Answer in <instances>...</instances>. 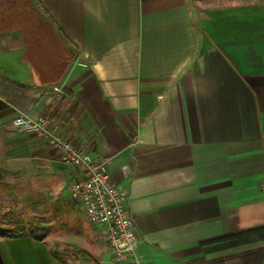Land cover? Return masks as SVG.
I'll list each match as a JSON object with an SVG mask.
<instances>
[{"label": "crops", "instance_id": "0c3cea01", "mask_svg": "<svg viewBox=\"0 0 264 264\" xmlns=\"http://www.w3.org/2000/svg\"><path fill=\"white\" fill-rule=\"evenodd\" d=\"M31 4L0 9V182L34 179L80 214L74 169L13 123L49 115L127 193L141 264H264V0ZM55 242L0 231V264H62Z\"/></svg>", "mask_w": 264, "mask_h": 264}, {"label": "built area", "instance_id": "2783aa9c", "mask_svg": "<svg viewBox=\"0 0 264 264\" xmlns=\"http://www.w3.org/2000/svg\"><path fill=\"white\" fill-rule=\"evenodd\" d=\"M13 123L21 133L45 140L59 151V162L74 169L71 200L80 215L101 232L111 256L118 262L141 264L137 249L142 241L128 208V195L112 180L106 161L67 138L49 115L18 116Z\"/></svg>", "mask_w": 264, "mask_h": 264}, {"label": "rangeland", "instance_id": "374dc122", "mask_svg": "<svg viewBox=\"0 0 264 264\" xmlns=\"http://www.w3.org/2000/svg\"><path fill=\"white\" fill-rule=\"evenodd\" d=\"M38 191L41 192V185L34 179L18 176L0 182V231L14 234L24 229L30 235L51 234L58 240L55 244L61 249L62 264H100L98 253L89 245L79 247L67 240L88 234L103 236L101 232L68 207L67 197L52 198ZM42 208L49 210L42 212ZM112 261L117 262L113 257Z\"/></svg>", "mask_w": 264, "mask_h": 264}, {"label": "trees", "instance_id": "16d2710c", "mask_svg": "<svg viewBox=\"0 0 264 264\" xmlns=\"http://www.w3.org/2000/svg\"><path fill=\"white\" fill-rule=\"evenodd\" d=\"M1 13L14 12L29 18L34 17L32 13L36 12L35 8L31 4V0H0ZM17 233H26V231L18 230Z\"/></svg>", "mask_w": 264, "mask_h": 264}]
</instances>
